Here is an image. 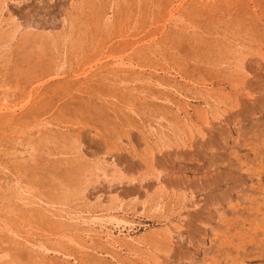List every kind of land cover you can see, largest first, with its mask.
<instances>
[{
  "label": "rangeland",
  "instance_id": "obj_1",
  "mask_svg": "<svg viewBox=\"0 0 264 264\" xmlns=\"http://www.w3.org/2000/svg\"><path fill=\"white\" fill-rule=\"evenodd\" d=\"M0 264H264V0H0Z\"/></svg>",
  "mask_w": 264,
  "mask_h": 264
},
{
  "label": "bare ground",
  "instance_id": "obj_2",
  "mask_svg": "<svg viewBox=\"0 0 264 264\" xmlns=\"http://www.w3.org/2000/svg\"><path fill=\"white\" fill-rule=\"evenodd\" d=\"M16 2V1H15ZM6 4V3H5ZM6 8V7H5ZM261 222H262V220H261ZM230 251V250H229ZM241 253V252H240Z\"/></svg>",
  "mask_w": 264,
  "mask_h": 264
}]
</instances>
